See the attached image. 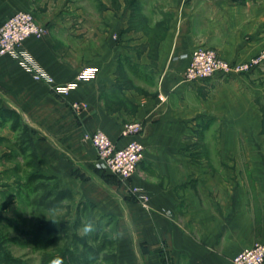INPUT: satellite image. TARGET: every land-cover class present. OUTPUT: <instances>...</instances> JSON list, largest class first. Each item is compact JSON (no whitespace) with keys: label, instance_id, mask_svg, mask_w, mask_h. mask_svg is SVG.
<instances>
[{"label":"crops","instance_id":"obj_1","mask_svg":"<svg viewBox=\"0 0 264 264\" xmlns=\"http://www.w3.org/2000/svg\"><path fill=\"white\" fill-rule=\"evenodd\" d=\"M17 11L47 28L21 48L55 84L84 68L94 76L60 96L0 56V110L30 129L40 174L115 220V264H233L264 243V0H0V25ZM196 47L258 62L187 82ZM132 123L141 133L123 136ZM10 127L0 123V193L20 160ZM96 130L120 148L143 145L129 180L95 167L84 135Z\"/></svg>","mask_w":264,"mask_h":264},{"label":"built area","instance_id":"obj_2","mask_svg":"<svg viewBox=\"0 0 264 264\" xmlns=\"http://www.w3.org/2000/svg\"><path fill=\"white\" fill-rule=\"evenodd\" d=\"M47 33L44 25L38 24L34 16L29 12H16L0 25V56L11 55L21 61L23 67L31 74L35 81L42 82L50 90L60 96H67L75 88L76 83L82 80L91 79L94 70L82 69L76 76L74 83L57 85L51 76L43 71L34 61H32L21 46L25 40L32 37H41ZM264 58V53L262 55ZM258 60L247 64H231L222 60L214 50L206 47H196L192 53L189 63L184 71V80L187 82L205 80L216 75L241 74L248 72L253 64ZM72 108L76 113L86 109L85 104L72 103ZM140 123L126 124L123 127L122 135H137L141 133ZM84 139L90 142L96 153L95 167L110 175H114L121 181L129 180L137 170V166L142 161L143 145L138 141H130L123 147H117L101 130L86 133ZM131 192L137 200L144 204L146 196L140 189L133 188ZM233 264H263L264 263V243L254 242L252 246L238 252L232 258Z\"/></svg>","mask_w":264,"mask_h":264},{"label":"trees","instance_id":"obj_3","mask_svg":"<svg viewBox=\"0 0 264 264\" xmlns=\"http://www.w3.org/2000/svg\"><path fill=\"white\" fill-rule=\"evenodd\" d=\"M9 122L10 129L16 132L15 149L23 160L28 162L23 164L25 171L22 184L16 182L17 194L24 195L27 205L40 208L46 211L69 208L75 199L69 190L59 189L56 178L45 176L38 171L37 155L33 146L30 129L25 125L20 117L10 110H0V123ZM100 172V170H99ZM103 172V171H102ZM113 176V175H112ZM18 181V180H17ZM51 183V184H50ZM93 207L88 203H75V229L82 226V221H90ZM110 219H113L112 217ZM45 232L55 236L46 242L61 239L62 234H66V229L60 223H46ZM57 235V236H56ZM72 248H64L53 264H94L95 262L106 260L110 264H115L116 244L104 232L96 234L94 242L88 241L84 236L75 233ZM10 243L23 244L16 237H8L0 233V264H27L22 257L15 256L9 248Z\"/></svg>","mask_w":264,"mask_h":264},{"label":"rangeland","instance_id":"obj_4","mask_svg":"<svg viewBox=\"0 0 264 264\" xmlns=\"http://www.w3.org/2000/svg\"><path fill=\"white\" fill-rule=\"evenodd\" d=\"M21 158L20 156L19 161H14L15 166L9 172H5L4 179L11 181L12 184L6 191L0 193V233L9 238L16 237L23 243L22 245L10 243L9 248L15 256L22 257L27 264H53L64 248H72L75 233L94 242L95 235L104 232L116 244L120 232L114 219L92 216L90 221L83 220L82 226L75 229V202L69 208L52 211L28 206L24 195L19 196L16 192L18 188L16 182L22 184L27 171L23 164L28 162V159ZM46 223H60L67 230L66 234H62L60 240L47 245L46 242L55 236L45 232ZM94 264L110 262L101 260Z\"/></svg>","mask_w":264,"mask_h":264}]
</instances>
